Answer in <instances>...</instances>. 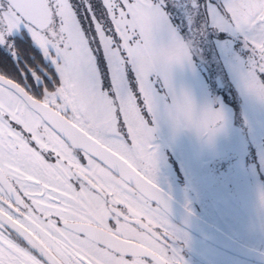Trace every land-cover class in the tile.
Masks as SVG:
<instances>
[{
	"label": "snow or ice",
	"instance_id": "6c2138e0",
	"mask_svg": "<svg viewBox=\"0 0 264 264\" xmlns=\"http://www.w3.org/2000/svg\"><path fill=\"white\" fill-rule=\"evenodd\" d=\"M211 37L264 98V0H0V264H184L149 122Z\"/></svg>",
	"mask_w": 264,
	"mask_h": 264
},
{
	"label": "rangeland",
	"instance_id": "374dc122",
	"mask_svg": "<svg viewBox=\"0 0 264 264\" xmlns=\"http://www.w3.org/2000/svg\"><path fill=\"white\" fill-rule=\"evenodd\" d=\"M70 2L79 6L81 0ZM91 2L102 5V0ZM91 15L83 10L78 19L86 35L94 36ZM107 23L111 26L110 20ZM200 48L194 70L174 66L172 80L177 88L190 92L197 107L222 113L224 131L208 144L191 129L177 130L160 114L149 122L156 129L152 140L157 151L154 179L204 219L264 251V206L259 203V193L264 191V99L249 90L232 68L236 54L247 55L239 42L226 51L211 37ZM258 79L264 84V75ZM256 164H260L262 181H250L249 187L247 172L256 176ZM161 166L174 169L172 175L178 181L168 183Z\"/></svg>",
	"mask_w": 264,
	"mask_h": 264
},
{
	"label": "flooded vegetation",
	"instance_id": "af4514ba",
	"mask_svg": "<svg viewBox=\"0 0 264 264\" xmlns=\"http://www.w3.org/2000/svg\"><path fill=\"white\" fill-rule=\"evenodd\" d=\"M77 13H78V18H79V16L81 14H83V10L81 11L79 9V11H77ZM31 55H37V53H31ZM8 73H9V78L15 79V81L17 83H21V85L23 86L22 77L20 75H17L11 69V67H9ZM11 124H12V127L16 131H23L22 127L20 125L15 124V122H11ZM23 134L26 137L29 136V134L26 132H23ZM31 146L36 147L34 142L32 143ZM247 158L248 157L246 156V158H245L246 161H247ZM53 162H54V160H53ZM82 162L86 163V161H82ZM174 165H176V164H174ZM256 166H257V164H256ZM162 170L165 173L164 176L167 179L168 183H176L178 181V176L172 175V173L176 172L174 169H165L164 167H162ZM255 172H256V176L255 175L253 176L247 172L249 187H250V181H253V180H255L256 182L262 181V170L260 168V164H258ZM155 183L165 193H167L172 199H174L177 203H180L183 207L188 209L190 212H192L193 214H195L199 218L203 219L204 221H206L207 223L212 225L217 230L223 232L224 234H226L231 239H233V240L237 241L238 243L245 245L247 247H250V248L256 249L258 251L264 252L258 247H254L252 245L245 243L240 238V236H237V235L225 230L224 228L217 226L216 224L212 223L211 221L204 219L196 211L191 210L187 205L180 202L178 200V197L175 194H172V193H170V191H168L167 186H164V185L158 183L156 180H155ZM171 186H173V185H171ZM169 187H170V185H169ZM168 220L173 226H175L177 229H179V231L184 236V239L181 240L177 245L180 249V256L182 257L184 264H262L260 262H256V261L247 259L241 255H238V254H236V253H234L228 249L221 247L220 245H218V244H216V243H214V242H212L206 238H203V237L197 235L196 233L192 232L187 227L183 226L181 223H179L176 219H174L169 214H168ZM109 223L111 226L115 227L114 221H109Z\"/></svg>",
	"mask_w": 264,
	"mask_h": 264
},
{
	"label": "water",
	"instance_id": "95a60500",
	"mask_svg": "<svg viewBox=\"0 0 264 264\" xmlns=\"http://www.w3.org/2000/svg\"><path fill=\"white\" fill-rule=\"evenodd\" d=\"M167 194V193H166ZM168 195V194H167ZM169 210L168 214L176 219L183 226L190 229L197 235L206 238L221 247L228 249L238 255H241L247 259L260 262L264 264V252L247 247L231 239L223 232L217 230L212 225L199 218L188 209L183 207L180 203H177L169 195Z\"/></svg>",
	"mask_w": 264,
	"mask_h": 264
},
{
	"label": "clouds",
	"instance_id": "9594fccd",
	"mask_svg": "<svg viewBox=\"0 0 264 264\" xmlns=\"http://www.w3.org/2000/svg\"><path fill=\"white\" fill-rule=\"evenodd\" d=\"M255 94L264 99L257 92ZM169 120L177 130L183 128L191 129L208 144H211L215 137L224 131V118L209 107L196 106L194 111L185 112L183 105L180 104ZM259 203L264 206V191L259 193Z\"/></svg>",
	"mask_w": 264,
	"mask_h": 264
}]
</instances>
